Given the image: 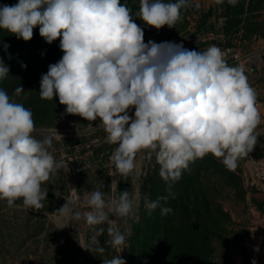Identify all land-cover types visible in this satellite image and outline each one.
Listing matches in <instances>:
<instances>
[{"label": "clouds", "instance_id": "9594fccd", "mask_svg": "<svg viewBox=\"0 0 264 264\" xmlns=\"http://www.w3.org/2000/svg\"><path fill=\"white\" fill-rule=\"evenodd\" d=\"M224 2L214 0L217 5ZM227 3L234 7L238 0ZM190 6V0H139L133 12L121 0H18L0 5V29L27 42L38 27L46 43L60 41L63 55L41 75L40 98L58 97L64 114L91 122L114 146L106 165L108 176L115 178L111 195L106 198L100 190L104 183L83 193L71 188L73 196L64 198L66 203L55 211L61 229L64 221L83 229L76 238L82 249L100 257L106 247L118 253L102 258V264H126L120 254L128 247V221L138 219L139 201L127 189L118 191L116 177L134 173L138 154L155 160L167 185V195L154 201L143 198L151 214L161 201L175 198L173 185L197 159L212 154L235 171L258 143L257 93L244 68L228 65L216 46L200 51L172 41L145 42L144 28L136 23L139 19L148 28L171 29ZM8 47L3 45L5 51ZM8 73L0 58V80ZM29 92L19 85L13 96L27 99ZM61 138L56 128L37 129L31 109L0 89V200L8 207L19 206L18 200L28 210L44 207L48 190L42 185L61 170L68 171V164L53 155L54 140ZM172 211L160 207L161 216ZM251 264H257L255 258Z\"/></svg>", "mask_w": 264, "mask_h": 264}, {"label": "rangeland", "instance_id": "374dc122", "mask_svg": "<svg viewBox=\"0 0 264 264\" xmlns=\"http://www.w3.org/2000/svg\"><path fill=\"white\" fill-rule=\"evenodd\" d=\"M17 3L18 0H0V5ZM121 3L133 12L139 7V0ZM190 5L182 10V19L171 29L165 26L158 31L137 19L136 23L144 28L145 42L172 41L200 51L210 46L220 48L228 65L244 68L257 101L264 106V0H238L234 7L227 0L220 5L214 0H190ZM19 42L26 53L41 56L36 66L45 68L44 73L62 57L47 54L53 45L60 49V41L46 43L38 27L27 42L0 29V58L9 72L11 47ZM4 44L9 45L7 51ZM40 78L12 79L8 73L0 80V89L31 109L37 129L56 128L62 138L54 140L53 155L68 164V171L61 170L42 185L48 195L40 211L25 209L19 200V206L13 207L0 200V264H102V258L111 259L118 253L106 247L104 257H100L82 249L77 239L83 229L68 221L61 229L55 211L66 203L64 198L73 196L71 188L83 193L104 183L100 190L106 198L111 195L109 186L115 178L108 176L106 165L114 146L105 142L103 130H93L91 122L64 114L65 106L58 97L41 99ZM19 85L31 91L27 99L13 96ZM256 131L257 145L238 162L235 171H229L212 154L191 163L172 187L175 198L160 202V207L173 210L166 216H161L160 207L151 214L143 207L145 196L154 201L168 193L159 165L138 154L134 173L116 177L118 191L127 189L139 201L138 219L128 221V247L120 254L126 264H251L253 258L257 264H264V115ZM104 239L100 238L101 244Z\"/></svg>", "mask_w": 264, "mask_h": 264}, {"label": "trees", "instance_id": "16d2710c", "mask_svg": "<svg viewBox=\"0 0 264 264\" xmlns=\"http://www.w3.org/2000/svg\"><path fill=\"white\" fill-rule=\"evenodd\" d=\"M21 43L14 44L11 47V58H10V72L9 76L11 75V78H18V79H24V80H35L38 77H41L42 74H45V68L44 70L42 68H37L36 65L39 64L40 55L32 52L26 53L25 50L21 48ZM53 52L52 55H50ZM47 54L51 57L59 56V54H62V51L59 48H56L53 45V49H51L50 52H47ZM22 65H26L25 67H22ZM29 83V82H28ZM27 83V84H28Z\"/></svg>", "mask_w": 264, "mask_h": 264}, {"label": "built area", "instance_id": "2783aa9c", "mask_svg": "<svg viewBox=\"0 0 264 264\" xmlns=\"http://www.w3.org/2000/svg\"><path fill=\"white\" fill-rule=\"evenodd\" d=\"M256 106H257V108L259 110V113H260V115L262 117L264 115V106L259 101H257V105Z\"/></svg>", "mask_w": 264, "mask_h": 264}]
</instances>
